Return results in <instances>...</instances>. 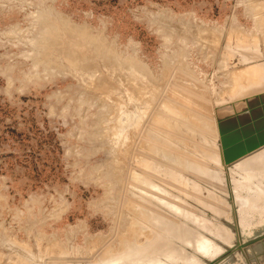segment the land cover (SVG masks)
<instances>
[{
	"label": "rangeland",
	"instance_id": "obj_1",
	"mask_svg": "<svg viewBox=\"0 0 264 264\" xmlns=\"http://www.w3.org/2000/svg\"><path fill=\"white\" fill-rule=\"evenodd\" d=\"M258 63L264 68V0H0V264H95L108 256L117 264L131 257L121 255L127 241L140 237V243H147L155 231L166 235L171 224L178 230L175 264L234 260L235 251H228L232 247L215 238L220 225L211 232L206 227V220L217 218L207 207L212 191L227 198L213 184L225 171L213 174L201 152L206 149L203 138L219 144L218 124L232 115L219 121L218 109L228 105L235 110L233 104L247 100L244 104L250 102L258 110V103L264 102V72ZM244 65L251 68L245 71ZM233 69H241L238 73L246 77L255 72L253 82L248 80L255 90L249 91L262 100L253 102L255 93L254 98L247 96L245 76ZM258 69L263 74L258 75ZM238 77L246 89L234 84ZM128 79L137 88L144 86L145 100L139 99L138 90L132 91L135 86ZM187 87L188 97L194 95L198 102L200 95L205 97L202 108L208 107L197 105L202 115L217 117L211 120L212 136L200 133V123L193 118L186 123L166 110L156 112L159 102L167 106V98L178 97V88ZM151 92L158 95L155 101ZM232 95L239 100L232 101ZM192 97L186 96L185 103L193 105ZM155 112L174 124L163 127L162 135L151 130L160 126L151 122ZM183 122L194 127L195 134L178 128ZM159 137L162 146H176L184 155H177L181 164L172 188L160 180L145 185L158 195L160 186L167 193L162 200L142 191L144 183L137 188L148 166L169 163L163 155L147 153L150 142L157 144ZM187 155L198 162L191 165ZM227 181L230 178L224 183L228 190ZM228 200H233L232 194ZM143 203L160 216L158 223L165 228L155 223L145 227ZM220 219L232 227L237 212ZM242 224L249 234L257 232L248 229L252 227L245 220ZM145 228L150 232L144 236ZM131 232L136 237L129 240ZM187 233L195 234L192 241H187ZM210 240L218 253L213 260L196 246Z\"/></svg>",
	"mask_w": 264,
	"mask_h": 264
},
{
	"label": "bare ground",
	"instance_id": "obj_2",
	"mask_svg": "<svg viewBox=\"0 0 264 264\" xmlns=\"http://www.w3.org/2000/svg\"><path fill=\"white\" fill-rule=\"evenodd\" d=\"M246 57H247V55H246ZM249 59H252L251 58V56L249 57ZM257 60V59H256ZM259 61V60H258ZM243 63V61H241L240 60V62L239 63ZM120 64V63H119ZM251 64V63H250ZM257 64V63H256ZM259 65V68L262 66V64H261V66H260V63H258ZM247 65H249V63L247 64ZM251 66H252V64H251ZM251 66L249 67V66H247V67H245V65L244 66H242L243 68L245 67V71H246V68H251ZM256 67V66H255ZM254 67V68H255ZM114 68V67H113ZM242 68V72H243V69ZM253 68V70L255 71V69ZM258 68V67H257ZM262 68H263V66H262ZM96 69V68H95ZM234 70V69H233ZM233 70L231 71V72H233ZM240 71H241V69H239ZM239 70L237 71V72H235L236 70H234V72L235 73H238L239 72ZM252 69H250V71L252 72L253 71ZM264 70V68L262 69V72H264L263 71ZM92 71V70H91ZM129 71V70H128ZM260 70L258 69V72H259ZM247 72H249V71H247ZM246 72V73H247ZM261 72V73H262ZM129 73H131L130 71L127 73L128 75H129ZM135 73V72H134ZM253 73H255V72H252V75H253ZM256 73H257V70H256ZM260 72H259V74L258 75H260L261 74ZM138 74V73H137ZM141 74V73H140ZM232 74V73H231ZM230 74V75H231ZM238 74H240V73H238ZM244 74V73H243ZM243 74L241 73L240 75H242V77H244L245 76V80H246V82H248V80L251 78V77H253L250 73H248L247 74V76L248 77H246V75H244L243 76ZM250 74V75H249ZM263 74V73H262ZM123 75V74H122ZM135 75L136 74H134V77H135ZM264 75V74H263ZM133 76V75H132ZM138 76V75H137ZM233 76H235V74L233 75ZM255 76L257 77V75L255 74ZM256 77H255V79H256ZM260 77V79L262 78V75L261 76H259ZM231 78H233L232 76H231ZM235 79L237 78V75H236V77H234ZM241 77H238V80H236L235 82L236 83H234L235 85L236 84H242V79H240ZM234 79V80H235ZM239 79H240V83H237L238 81H239ZM254 79V80H255ZM126 80V79H125ZM129 80V79H128ZM232 81H234L233 79H231ZM230 80V81H231ZM244 80V81H245ZM251 80H252V78H251ZM229 81V82H230ZM261 81H262V79H261ZM263 81H264V79H263ZM129 82H131V83H129V85H131V84H133V82L131 81V79L129 80ZM250 82L251 81H249L248 82V84L247 83H245L246 85H247V89L244 87V85L245 84H242L241 86H243L244 87V89H246L247 90V92H253V90H255L254 88H252V85H250ZM252 82H253V80H252ZM255 82V81H254ZM257 82V81H256ZM260 82V81H259ZM127 83H128V81H127ZM244 83V82H243ZM232 84V83H231ZM254 84H256L257 85V83H254ZM253 84V85H254ZM127 85V84H126ZM133 86H135L134 84L132 85V88H133ZM234 86V85H233ZM237 86H239V85H237ZM237 86H234L235 88L237 87ZM249 86V87H248ZM255 86V85H254ZM259 86H261V84L259 85ZM264 86V85H263ZM263 86H261V88L263 87ZM142 87V86H141ZM137 88L136 86H135V88H133L134 90H132V88H131V90L132 91H134L135 93H137V95H139L140 94V96H142V97H140L139 99L141 100L142 98H145V95H147V93L145 94V92L146 91H143L144 90V86L142 87V88ZM181 87H183V86H181ZM232 87V86H231ZM233 87V88H234ZM128 88H129V86H128ZM255 88H256V86H255ZM261 88H257L258 90L259 89H261ZM264 88V87H263ZM175 89V88H174ZM178 89L180 90H182V91H178ZM177 89V91L178 92H176V93H178V94H176L175 93V91H174V94H176V96H178V97H175V96H172V97H169V98H167L166 99V101H165V103H166V105L167 106H165L164 105V100H162L161 102H159V104H158V107L156 108V112L157 111H161V110H166V111H168V114H170V115H174V116H180V118L182 117V121H184V122H186V123H188V120H192V118L195 120V121H199V123H200V126H201V131H199L200 133H203V131H204V133L206 132V134L208 135V136H212V131H213V129H214V127L215 126H213L212 124L215 122H213V121H211V120H214V119H217V117H218V120H219V116H220V120L219 121H223L224 120V118L226 119V117L228 118V116H230L231 114L232 115H234V113H236V109L238 108V107H241L240 109L238 108L237 110H238V116H233L234 118H232V115H231V117L230 118H228V119H226L225 121H223L224 122V125H228V124H232V125H237L239 122L242 124V123H244V122H248V121H250V120H252L253 118L255 119L257 116H259V115H261L263 112H264V102L262 101V104H260V102L258 103L257 101H255V100H257V99H260V100H264V98H262L261 99V96H260V98H257L256 99V97H258L260 94H258V96H256L257 95V93H255V99L253 100L252 99V101L254 102H257L258 104H259V108H258V110L257 109H255V108H252L253 107V105H252V103H250L249 102V105L251 104L252 105V107H250V106H247L248 105V102H247V104H244V102H246L247 100H243L244 102H242V105H239L238 106V104H233V106L235 107V105H237V107H235V110L234 109H232V107H231V109L229 108H227L226 106H228V105H226L225 106V108H224V106L222 107V105H221V107L222 108H220V109H218L219 110V112H218V110L216 111V109L214 110L213 109V107H211L210 105H209V107H211L214 111H216L218 114H216V118L212 115V117H213V119H208V118H205V116L204 115H202V112H201V108H202V105H203V101H202V99H204V98H202L201 96L202 95H200L199 97L201 98V99H199L200 101V103L195 99L196 97H194V95H193V97H194V99H195V105L196 106H194V107H199V106H197L198 104H201V108L199 109V108H197V109H195L194 107H193V105H194V103H191V104H193V105H190V104H187V103H185V102H187V98H191L192 97V95L190 96V94H189V96L190 97H188V94L187 93H189V89H188V87L187 88H178ZM183 89H185V90H183ZM238 89V88H237ZM256 89V91L258 92V90ZM127 90V89H126ZM136 90H138L137 92H136ZM236 90V89H235ZM239 90H240V87H239ZM241 90H242V88H241ZM240 90V91H241ZM249 90H251V91H249ZM129 91V93L132 95V91H130V90H128ZM141 91H143L142 92V94L144 93V95H141ZM153 91H155L154 89H153ZM187 92V93H186ZM242 92L244 93V91L242 90ZM242 92H240L241 93V95L240 96H242ZM260 92H261V90H260ZM264 92V91H263ZM134 93V94H135ZM152 93V92H151ZM154 93V92H153ZM153 93L151 94V96L153 95ZM155 93H156V91H155ZM253 93V94H254ZM259 93V92H258ZM133 94V95H134ZM180 94V95H179ZM228 94H229V96L231 95V94H233L232 92H228ZM248 93H246V95H247ZM253 94H248L247 96H250V97H252V95ZM132 95V96H133ZM136 95V94H135ZM184 95V96H183ZM187 96V100H184L185 99V97ZM196 95V94H195ZM234 95L236 96L237 94H235L234 93ZM262 95H264V94H262ZM154 96L155 97H157L158 95L157 94H154ZM154 96H152V98L154 97ZM164 96H166V95H164ZM198 96V95H197ZM233 96V95H232ZM235 96H233L234 98H235V100H234V98L232 99V97H231V99H232V101H236V100H239V93H238V96L237 97H239L238 99H236V97ZM243 96H245V94L243 95ZM245 97V98H248V97ZM148 97V96H147ZM153 98L154 99V101H155V99L156 98ZM184 97V98H183ZM193 97H192V99H193ZM263 97V96H262ZM137 98V97H136ZM151 97H150V100L152 99ZM198 98V97H197ZM242 98V97H241ZM241 98H240V100H241ZM244 98V99H245ZM252 98H254V97H252ZM135 99V98H134ZM164 99V98H163ZM192 99H191V101H192ZM250 99V101H251V98H249ZM142 100H145V99H142ZM190 100V99H189ZM206 100V99H205ZM259 100V101H260ZM154 101H152V102H154ZM191 101H189V102H191ZM196 101H197V103H196ZM202 101V102H201ZM242 101V100H241ZM249 101V100H248ZM131 102V101H130ZM138 102H140V101H138ZM148 102H149V100H148ZM177 102H183L184 104H179V103H177ZM188 102V103H189ZM193 102V101H192ZM171 103H175L176 105H173V104H171ZM207 103V102H206ZM235 103V102H234ZM241 103V102H240ZM239 103V104H240ZM257 103H255L256 105H257ZM147 104H153V103H147ZM254 104V103H253ZM149 105V106H150ZM204 105H205V103H204ZM208 105V104H207ZM224 105V104H223ZM220 106V105H219ZM230 106H232L231 104H229V107ZM243 106V107H242ZM151 107V106H150ZM208 107V106H207ZM207 107H205L204 106V109L205 108H207ZM254 107H256V106H254ZM257 108V107H256ZM148 109V108H147ZM155 109V108H154ZM203 109V108H202ZM203 109V110H204ZM210 109V108H209ZM209 109H207V110H209ZM150 110V109H149ZM194 110H196L197 112H195ZM212 110V111H213ZM240 110V111H239ZM127 111V110H126ZM209 111H211V110H209ZM155 112V118H158L159 120H156L154 117H153V115H152V118H153V120H151V122H152V124L154 125V126H156V124H158V126H159V123H160V126H159V128H158V130L157 131H155V129H151V128H149V129H151V130H153L152 132H154L156 135L157 134H159V135H162V129L164 130V128H169L170 129V127L171 126H173L174 124L171 122V119H169V118H167V117H162V116H160L159 115V113L157 114ZM215 112V113H216ZM123 113V112H122ZM141 113H143V112H141ZM145 113V112H144ZM153 113V112H152ZM210 113V112H209ZM214 113V114H215ZM124 114V113H123ZM208 114V113H207ZM210 115V114H209ZM128 117V116H127ZM131 117V116H130ZM129 117V118H130ZM207 117H209V116H207ZM211 117V116H210ZM211 117V118H212ZM128 118V119H129ZM132 119H133V117H131ZM151 118V119H152ZM223 118V119H222ZM154 119L156 120V122L154 121ZM130 121H131V119H130ZM132 122V121H131ZM157 122H159V123H157ZM181 123L182 125L179 127L178 125H180V124H178L177 122V126H178V128H183V127H186L188 130H190V132H194V130L193 129H191V128H194V127H188V124H185V123ZM212 122V123H211ZM130 123V122H129ZM128 122H127V124L128 125H130ZM222 123V122H221ZM138 124H140L139 123V121H138ZM147 124V123H146ZM223 124V123H222ZM137 125V124H136ZM141 125V124H140ZM139 125V126H140ZM162 125V126H161ZM176 125V124H175ZM166 126V127H165ZM141 127V126H140ZM164 127V128H163ZM137 128H139L138 126H137ZM136 127H135V129H137ZM143 128V127H142ZM142 128H139V129H142ZM147 128V127H146ZM166 128V129H167ZM151 130H149V131H151ZM195 130H197V129H195ZM218 130V129H217ZM159 131V132H158ZM163 132H165V131H163ZM150 134H151V132H149ZM161 133V134H160ZM199 133V134H200ZM203 133V134H204ZM148 134V133H147ZM193 134H195V132L193 133ZM158 135V136H159ZM173 135V134H172ZM157 136V137H158ZM168 137V136H167ZM194 137V136H193ZM203 137H205V136H203ZM153 138V137H152ZM160 138V140L157 142V144H156V142L154 143V142H150V146L148 147V149H150V150H148V154H150V153H152V155H153V157L155 158L156 156H159L160 157V155H163V157L166 159V160H168L169 161V163L168 162H166V164L168 163V165H162V164H158V165H152V166H148L145 170H144V174L142 175V177L144 176V178L143 179H141V180H139L138 181V183H139V186L137 187L138 189H139V187H142V186H140L141 184H143L144 183V185H143V188H141V190L142 191H147V193H149L154 199H156V200H162L163 198H165L166 197V195L165 194H167L166 192H164V194L162 193L163 192V190L161 189V187L160 186H158V189H159V191L158 192H160V190H161V194L160 195H158V193H154V194H152V192L149 190L148 191V189L146 188L145 189V185H147L148 187H151L150 186V183L152 184V185H154L155 184V180H160V184H162V183H164V184H166L167 186H169V187H173V185H174V183H175V180H176V177H177V173H176V169L180 166V164H181V161H179L178 160V158H177V155H179V157L181 156V158L184 156H182V150H180V148L178 149L176 146L175 147H173V146H162L163 145V140L164 139H162L161 137H159ZM218 138H219V135H218ZM154 140V139H153ZM156 140V139H155ZM203 140H204V147L206 148V149H204V147L202 146L199 150L201 151V149H204V151L203 152H201L202 154H203V156H202V160H208L209 161V163H210V167H212L213 169L212 170H214L213 171V174H216L215 172H217V171H221L222 173H223V176H218V174H217V179H216V181L213 183V184H216V185H219L220 186V188H222V192H224L223 194H227L226 196H227V198L224 200V199H222V198H220V197H217V196H215L214 195V192L212 191V203H208V205H207V207L209 208V210L210 211H212L213 213H214V216L215 217H217V218H215L214 219V221H212V220H206V227L208 228V230H210V232L212 231V229H214V227L215 226H218V225H220V227H219V231L217 232L218 234H216L215 235V238L218 240V241H220L221 243H223L224 245H226V246H229V247H233L234 246V244H235V242L237 241L239 244H241V243H245V242H247V241H249V240H252V239H254V238H256V237H258V236H260V235H262V234H264V145L263 146H261L260 148H258V149H256V150H254V151H252L251 153H248V154H246L245 156H243V157H241V158H239L238 160H236V161H234V162H232L231 164H229V165H224L223 164V161H222V155L220 156V155H218L217 156V154H219V149H220V144H217L215 141H211L210 139H208V138H203ZM172 141V140H171ZM184 141V140H183ZM188 141V140H187ZM170 144H171V142H170ZM174 145V144H173ZM219 146V147H218ZM218 147V148H217ZM195 150V149H194ZM198 151V149L196 150V152ZM184 152V151H183ZM198 153V152H197ZM147 154V155H148ZM220 154H221V149H220ZM186 155V154H185ZM190 155V154H189ZM219 156H220V158H219ZM187 157V161H189L190 162V164L191 165H195L196 164V162H198V161H196L195 159H193V158H191L190 156H186ZM177 158V159H176ZM146 159L147 158H145V162H146ZM206 162V161H205ZM209 165V164H208ZM208 165H206L205 164V168H207L208 167ZM207 166V167H206ZM194 167V166H193ZM199 167V166H198ZM209 168V167H208ZM203 169L204 168H202V170L201 171H203ZM178 172V171H177ZM182 174V173H181ZM230 178V180H231V182H229V181H227V185H228V187L229 186H231V188L230 189H226L225 188V186H224V183H225V180H228ZM133 179L135 180V179H137V177L136 176H133ZM154 180V181H153ZM146 181H148V182H146ZM188 182V181H187ZM229 182V183H228ZM137 183V184H138ZM165 185V186H166ZM182 185V184H181ZM197 189H194V191H196ZM129 191V190H128ZM200 192V191H199ZM222 194V195H223ZM233 195V200L232 201H229L228 200V196H230V195ZM224 195V196H225ZM220 196V195H219ZM232 199V198H231ZM174 200H172V202H171V206L173 207V205L172 204H174ZM129 205H130V203H129ZM128 205V206H129ZM143 205H144V207L147 209V212H146V214L144 215V217L142 218L143 220V222H144V224H145V227L147 228V223L148 224H152V223H155V226L158 228V229H160V228H165L164 226H162V225H160L159 223H158V219H161L160 218V216H158V215H156L150 208H148V206H147V204H144L143 203ZM153 207H156V209L157 208H159V206L157 207V204H155V205H152ZM161 208V210L163 211V213H165V216L168 214V212H165V210L163 209V207H160ZM161 210H159V211H157V213L159 214V215H161L160 213H161ZM233 210H235L236 212H237V222L235 221V222H233V224L234 225H231L232 227H229V226H227V225H225L224 223H222L220 220V217L221 216H226V215H228L229 213H230V211H233ZM132 215H134V214H132ZM139 215H140V213H139ZM164 216V215H163ZM168 216H169V214H168ZM172 216V215H171ZM134 217H135V215H134ZM136 217H139V216H136ZM141 217V216H140ZM174 217V216H173ZM252 217H256V222H254V220H255V218L254 219H252ZM235 218V217H234ZM135 219V218H134ZM137 219V218H136ZM139 219V218H138ZM223 219V218H222ZM133 220V219H132ZM140 221H141V219H139ZM138 220V221H139ZM230 220V219H229ZM243 220H245L247 223H248V226H251L252 228H248V229H256L257 230V232H252L251 234H249L250 232H248L246 229H244V225L242 224V221ZM133 221H136V220H133ZM227 221V220H226ZM137 223V226H139L138 225V222H136ZM140 223V222H139ZM142 223V222H141ZM133 224V228H135V227H137V226H135V224L134 223H130V225H132ZM204 224V223H203ZM140 226H141V224H140ZM139 226V227H140ZM186 226H188V225H186ZM132 227V226H131ZM130 227V228H131ZM138 227V228H139ZM142 227V226H141ZM151 227H153V226H151ZM234 227V228H233ZM145 228V230L144 229H142V230H144V232H143V235L145 236L146 234H144L145 232H147V231H149L148 229H146ZM172 228V224L171 225H169V227H168V231H167V233H166V235H159V233L158 232H154L155 233V237L152 239V236H154L153 234H152V236H150L151 238L149 239V237H148V242L147 243H145V241H146V239H144L145 241L143 242L142 240V236H141V243L139 242L140 240V237H138V235H137V237L139 238L136 242L134 241V239L133 240H130V239H132V238H135L136 236H134V233H132L131 232V234H133V237L132 236H130V238H128L130 241L128 242L127 241V244H125L124 246H122V247H124V250H123V253L121 254V252L119 253V254H121V255H124L125 253H131L130 254V256L132 257H128V258H126V259H121V260H119L118 261V263L117 264H130V263H133V262H139V264L141 263V264H168V262H171V263H174L175 264V262L177 263L178 261H175V258H176V253H177V249H176V246H175V244H174V238H176L177 237V235H178V230H174V229H171ZM189 228V227H188ZM139 229H141V228H139ZM151 229H153V231H154V227L153 228H151ZM157 229V230H158ZM131 230H132V228H131ZM134 230V229H133ZM132 230V231H133ZM156 230V229H155ZM190 230H192V229H190ZM194 230H195V228H194ZM160 231V230H159ZM193 231V230H192ZM150 232V231H149ZM160 232H162V230L160 231ZM163 233V232H162ZM195 233H196V231H195ZM128 234V233H127ZM130 234V235H131ZM137 234V233H136ZM139 234V233H138ZM199 235H201L200 234V232L198 233ZM140 235V234H139ZM150 235V234H149ZM125 236V235H124ZM174 236V237H173ZM194 236H195V234L194 233H187V241H192V239L194 238ZM202 236V235H201ZM129 237V236H128ZM204 237V236H203ZM123 238V237H122ZM126 238H127V236H126ZM125 238V240H127ZM145 238V237H144ZM205 238V237H204ZM207 238V237H206ZM124 239V238H123ZM193 241H195V240H193ZM124 242H126V241H124ZM136 243H138V244H136ZM143 243H145L144 245H141V244H143ZM216 243V242H215ZM121 244V243H120ZM141 246H140V245ZM137 245H139V246H137ZM213 245H214V243H212L211 242V240L209 241V242H207V244H204V243H202L201 241H198L197 242V244H196V246H197V248L200 250V251H202L203 253H206V254H208L209 255V257H210V260H213L215 257H216V255H218V253H216V252H214V251H212V247H213ZM120 246V247H121ZM121 247V248H122ZM120 250V249H119ZM122 250V249H121ZM120 250V251H121ZM180 251H181V249H179ZM264 250V240L262 241V242H258V243H255V244H253L252 246H250V247H246L245 248V250L243 251V253L244 254H246V255H248L249 256V259H250V263L251 264H264V256L261 254V252ZM108 251V250H107ZM113 252V251H112ZM111 252V253H112ZM108 252H106V253H101L100 254V257H101V255L102 254H105V256H106V254H107ZM109 254V253H108ZM134 254H137V255H134ZM261 254V255H260ZM118 255V254H117ZM116 255V256H117ZM120 255V256H121ZM234 255H235V259L233 260V259H225V260H222L220 263H218V264H247V262H245V260H244V257L238 252V251H235L234 252ZM102 256H104V255H102ZM125 256V255H124ZM69 258V257H68ZM113 257H111V256H108V257H105V258H103V259H99L98 261H97V259H96V261L94 262L95 264H106V263H108L109 264V262L111 263V264H113V260L114 259H112ZM163 259H164V261H163ZM180 262V261H179ZM180 263H182V262H180Z\"/></svg>",
	"mask_w": 264,
	"mask_h": 264
},
{
	"label": "water",
	"instance_id": "obj_3",
	"mask_svg": "<svg viewBox=\"0 0 264 264\" xmlns=\"http://www.w3.org/2000/svg\"><path fill=\"white\" fill-rule=\"evenodd\" d=\"M218 135L223 164L229 165L264 145V112L242 124H218ZM263 240L264 234L245 243L239 244L236 241L234 247L228 248L229 255L238 251L248 262L249 256L243 253V249Z\"/></svg>",
	"mask_w": 264,
	"mask_h": 264
}]
</instances>
